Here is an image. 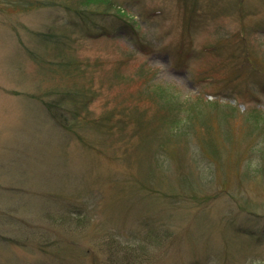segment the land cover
<instances>
[{
  "label": "rangeland",
  "instance_id": "1",
  "mask_svg": "<svg viewBox=\"0 0 264 264\" xmlns=\"http://www.w3.org/2000/svg\"><path fill=\"white\" fill-rule=\"evenodd\" d=\"M260 69L264 0H0V264H264Z\"/></svg>",
  "mask_w": 264,
  "mask_h": 264
},
{
  "label": "trees",
  "instance_id": "2",
  "mask_svg": "<svg viewBox=\"0 0 264 264\" xmlns=\"http://www.w3.org/2000/svg\"><path fill=\"white\" fill-rule=\"evenodd\" d=\"M98 3V2H97ZM35 3L34 2H30L29 1V3L28 4H25V5H27V6H30V7H32L33 5H34ZM43 5H45V4H43ZM97 5H102V4H97ZM113 5V2H110V1H108V4L107 5H104V6H107V9H108V11L106 10H94V11H97V12H99V13H102V14H104V15H113L112 13H113V10H112V6ZM101 7V6H100ZM89 9V8H88ZM243 42V41H242ZM262 72H264V70L263 69H260ZM264 78V77H263ZM263 84H264V81H263Z\"/></svg>",
  "mask_w": 264,
  "mask_h": 264
}]
</instances>
